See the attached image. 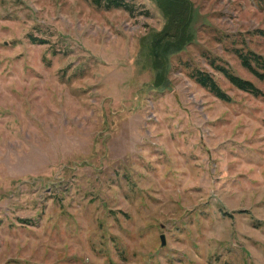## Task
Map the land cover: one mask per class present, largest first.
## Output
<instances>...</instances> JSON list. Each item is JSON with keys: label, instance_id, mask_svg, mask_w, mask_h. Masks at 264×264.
Listing matches in <instances>:
<instances>
[{"label": "rangeland", "instance_id": "374dc122", "mask_svg": "<svg viewBox=\"0 0 264 264\" xmlns=\"http://www.w3.org/2000/svg\"><path fill=\"white\" fill-rule=\"evenodd\" d=\"M130 1L0 0V264H264V0Z\"/></svg>", "mask_w": 264, "mask_h": 264}, {"label": "trees", "instance_id": "16d2710c", "mask_svg": "<svg viewBox=\"0 0 264 264\" xmlns=\"http://www.w3.org/2000/svg\"><path fill=\"white\" fill-rule=\"evenodd\" d=\"M91 2L96 7L111 9V8H122L128 12L134 10V4L130 0H86ZM183 1V0H182ZM185 5H188V0H185ZM174 19H180V15H174ZM260 34L264 36V29H261ZM240 62L243 67L248 69L258 79L264 81V60L256 53L244 54L241 52L237 53ZM214 67L218 69L224 77L235 87L247 91L252 94H258L259 89L248 79H244L234 74L228 67L224 65L214 64ZM191 77L201 86L206 88L216 97L222 100H228L229 96L220 88L213 77L207 72L194 70L191 72Z\"/></svg>", "mask_w": 264, "mask_h": 264}, {"label": "water", "instance_id": "95a60500", "mask_svg": "<svg viewBox=\"0 0 264 264\" xmlns=\"http://www.w3.org/2000/svg\"><path fill=\"white\" fill-rule=\"evenodd\" d=\"M160 243H161L162 246L165 244L164 234H160Z\"/></svg>", "mask_w": 264, "mask_h": 264}]
</instances>
